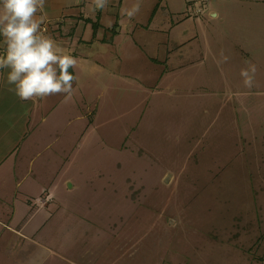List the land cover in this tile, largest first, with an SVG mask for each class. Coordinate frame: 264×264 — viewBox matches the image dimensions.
I'll use <instances>...</instances> for the list:
<instances>
[{
	"label": "rangeland",
	"instance_id": "rangeland-1",
	"mask_svg": "<svg viewBox=\"0 0 264 264\" xmlns=\"http://www.w3.org/2000/svg\"><path fill=\"white\" fill-rule=\"evenodd\" d=\"M139 3L57 112L0 110V264H264V3Z\"/></svg>",
	"mask_w": 264,
	"mask_h": 264
},
{
	"label": "clouds",
	"instance_id": "clouds-1",
	"mask_svg": "<svg viewBox=\"0 0 264 264\" xmlns=\"http://www.w3.org/2000/svg\"><path fill=\"white\" fill-rule=\"evenodd\" d=\"M44 4L45 0H0V37L4 43L0 70L7 69V83L13 86L10 90L21 101L61 94L70 97L77 90L74 84L79 83V77L70 71L76 68L77 59L41 29L42 18L37 14ZM108 4L109 0H92L90 11H106ZM139 11L137 0L124 14L131 19ZM255 71L254 65L241 70L248 88L254 86Z\"/></svg>",
	"mask_w": 264,
	"mask_h": 264
},
{
	"label": "crops",
	"instance_id": "crops-1",
	"mask_svg": "<svg viewBox=\"0 0 264 264\" xmlns=\"http://www.w3.org/2000/svg\"><path fill=\"white\" fill-rule=\"evenodd\" d=\"M134 1L135 0H109L108 9L106 11L96 10L93 13L90 11L92 0H45L43 9L37 15L42 18L41 29L44 34L51 36L66 52L70 53L77 59L76 68L70 69V71H72L74 75H77L80 80V74L85 75V73H88L92 75L91 71L94 68L97 70V66H99L98 60H96L98 54L101 55V57L102 54L106 52L110 55L114 49L120 48L117 46L118 44H116L117 40L120 34L124 35L123 33L129 32L131 19H129L124 13H121L120 16L117 13L116 24L113 25L114 22L110 17L116 12H124V9L130 8L131 5L135 3ZM227 1L232 2L235 7L242 8L245 7V4L248 5L249 2H255L256 4L259 2L264 3V0ZM228 6H230V4ZM210 12L218 11L211 9ZM109 22L111 23V27H106V24ZM116 27L117 30H114ZM135 32L136 27H133L131 35L133 36ZM3 51V38L0 37V54H2ZM100 70L99 67V72ZM6 73L7 69L0 70V110L3 109L1 112H12L13 109L7 107V105L12 104L16 105V107L20 105L18 108L23 114L20 120H22L24 127L31 123V116L33 117L37 110L41 111L42 107L47 106L49 102L50 105L52 103L50 112L55 113L57 112L55 109L60 106V103H63L66 98L67 100L70 98L69 96L62 94L60 101L57 99L56 101H53L58 95L50 96L46 99L37 100L35 102L31 100L21 101L14 91L10 90L13 86L7 83ZM78 86L80 87V84H78ZM74 87L76 88V84H74ZM72 96L75 97V94ZM16 107H13L14 110ZM26 118H28L27 121L25 120ZM17 124L20 125L18 122ZM2 125L5 126L6 129L15 127L12 123L0 121V128ZM12 129L14 130V128ZM48 145L49 144L47 143L45 147ZM14 180L18 181L16 178ZM48 196H50L51 199V193L46 191L44 192V195H42V197ZM32 216H34L33 213L29 215L27 221L30 220ZM26 222H24V224H26Z\"/></svg>",
	"mask_w": 264,
	"mask_h": 264
}]
</instances>
